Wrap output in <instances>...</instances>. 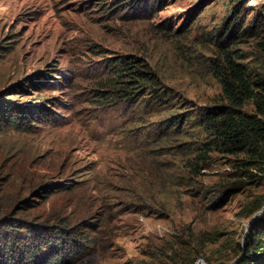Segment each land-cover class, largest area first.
<instances>
[{
    "label": "rangeland",
    "instance_id": "374dc122",
    "mask_svg": "<svg viewBox=\"0 0 264 264\" xmlns=\"http://www.w3.org/2000/svg\"><path fill=\"white\" fill-rule=\"evenodd\" d=\"M120 1L0 0V93L46 107L28 131L0 132V202L29 197L34 207L16 215L79 222L75 264H232L264 218V178L209 207L234 156L212 150L188 171L203 137L190 119L174 127L169 117L218 92L216 52L238 46L252 59L261 49L251 37L221 41L230 0ZM123 54L144 57L173 97H139L136 108L102 96ZM37 180L59 184L39 196Z\"/></svg>",
    "mask_w": 264,
    "mask_h": 264
},
{
    "label": "trees",
    "instance_id": "16d2710c",
    "mask_svg": "<svg viewBox=\"0 0 264 264\" xmlns=\"http://www.w3.org/2000/svg\"><path fill=\"white\" fill-rule=\"evenodd\" d=\"M124 1L141 4L147 0H121L119 3ZM230 1L228 10L234 17L221 24L225 27L219 30H222L221 41L238 43L251 37L261 51L252 59H247L250 54L239 50L238 46L216 52L208 66L218 83V92L207 103L184 108L169 117L170 125L174 127L190 119L203 137L193 159L186 160L188 171L195 165H204L212 150L234 156L233 170L221 176L223 179L215 184L218 192L208 197L209 207L220 205L227 196L239 191L248 181L245 178L249 181L264 178V1L255 8H245L242 0ZM247 9L253 11L248 19ZM109 75L107 94L102 96H108L111 103H128L137 108L139 97H146L147 101L173 97L170 88L161 84L156 72L139 55H120L112 63ZM20 82L18 80L13 86ZM35 87L33 89H39V86ZM26 93L22 88L19 94ZM45 109L41 101L15 102L0 93V132L9 129L28 131L33 123L39 122ZM185 110L188 112L183 115ZM58 184L37 180L32 188L40 196L42 191L53 192ZM146 196L152 199L154 194L147 191ZM32 202L31 198L23 197L16 199L14 206L9 208L0 202V264H5L9 255L27 264H75L84 246L83 236H78L79 230L75 229L79 222L66 225L63 217L51 216L55 222L48 223L46 216L38 220L40 214L16 215L17 211L22 213L33 208ZM260 203L255 205L258 207ZM21 234L29 239H22ZM245 244V249L232 264H264L263 217L252 223Z\"/></svg>",
    "mask_w": 264,
    "mask_h": 264
},
{
    "label": "built area",
    "instance_id": "2783aa9c",
    "mask_svg": "<svg viewBox=\"0 0 264 264\" xmlns=\"http://www.w3.org/2000/svg\"><path fill=\"white\" fill-rule=\"evenodd\" d=\"M197 260L201 261V260H200V258H199V259H197Z\"/></svg>",
    "mask_w": 264,
    "mask_h": 264
}]
</instances>
